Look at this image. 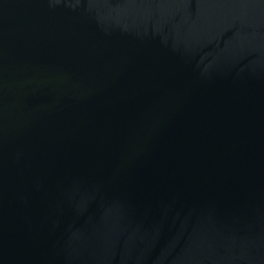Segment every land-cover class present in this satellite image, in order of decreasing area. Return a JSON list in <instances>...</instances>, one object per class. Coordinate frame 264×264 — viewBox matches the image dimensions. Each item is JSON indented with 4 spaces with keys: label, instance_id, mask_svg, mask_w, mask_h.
I'll return each mask as SVG.
<instances>
[{
    "label": "water",
    "instance_id": "1",
    "mask_svg": "<svg viewBox=\"0 0 264 264\" xmlns=\"http://www.w3.org/2000/svg\"><path fill=\"white\" fill-rule=\"evenodd\" d=\"M0 264H264V0H0Z\"/></svg>",
    "mask_w": 264,
    "mask_h": 264
}]
</instances>
